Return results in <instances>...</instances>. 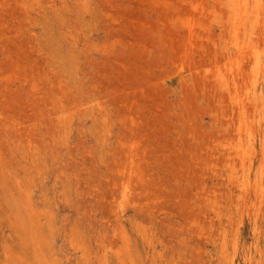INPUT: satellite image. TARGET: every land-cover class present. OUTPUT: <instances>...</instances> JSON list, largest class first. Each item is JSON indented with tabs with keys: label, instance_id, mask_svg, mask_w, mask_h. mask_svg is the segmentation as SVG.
<instances>
[{
	"label": "rangeland",
	"instance_id": "obj_1",
	"mask_svg": "<svg viewBox=\"0 0 264 264\" xmlns=\"http://www.w3.org/2000/svg\"><path fill=\"white\" fill-rule=\"evenodd\" d=\"M225 3L0 0V264H264L261 129L250 192L229 177L250 83Z\"/></svg>",
	"mask_w": 264,
	"mask_h": 264
},
{
	"label": "bare ground",
	"instance_id": "obj_2",
	"mask_svg": "<svg viewBox=\"0 0 264 264\" xmlns=\"http://www.w3.org/2000/svg\"><path fill=\"white\" fill-rule=\"evenodd\" d=\"M225 4L228 6V10H229L227 16L231 17V20L229 19L230 22L227 24L222 23L220 28L222 30V33L223 32L225 33V41H226V39H229L230 41L229 40L228 41L230 42L231 46H233L238 52L233 53L231 51L232 48L229 46H225L222 48L221 55L224 58V60H223L224 67H226L228 70V69L233 68L236 65L240 71L239 73L240 74H242V73L246 74L247 79H248L247 82L250 83V84L247 83L248 86H247V90H246L245 94H241L240 91L238 90V88H236L233 91H230L231 99H232L233 103H235L237 105L236 110L238 112L233 113L234 115H232L236 118H234V117L232 118V116H231L229 118L228 122L226 123L229 125L230 128H233L232 130L236 133V134H234V132H233L232 133L233 136L231 138H229L228 141H226L227 146H228V150L232 151V153H230V155H234V152H235V154L241 153L239 155H240V157L242 156V159H243L242 163L244 164V168L242 171L243 174H239L240 176H234L233 174L230 176V174H229L230 181H231V183L233 182L234 184L237 183L238 186L236 185L235 187L239 188L241 190V191L239 190L240 192L245 193L249 189V186L250 185L252 186V180H251V175H250V171L252 169V165H251L252 163L250 165H247L246 159H249L247 157H249L250 153L252 154L253 149L256 147L255 142L257 140L256 138L258 137V134H257V132H259L258 130L261 129V131L264 132V113H263L264 112V102H261V100H260L259 102H261V104L262 103L263 104H262V107L259 106V102H258L259 96L257 97V93H256L257 88H258V79L260 78V76L264 75V46L263 47L260 46L257 42L255 43L253 40V36H255L254 34L258 30V26L262 22L264 23V0H226ZM223 20H224V18H223ZM226 20H228V19H226ZM262 25L264 26V24H262ZM260 28H262L261 25H260ZM259 31H260V29H259ZM248 40H249V42H248ZM225 41L223 43H225ZM245 44H249L250 47H248V49L250 48V50L247 49L248 50L247 51L245 49L247 47V45L245 46ZM226 45H228V44H226ZM218 55H220V54L218 53ZM245 57H247L249 59V60L247 59L249 61V64H248V69L246 66L245 70L246 69L247 70L246 71L243 70V72H242L243 66H241V64H242L243 59ZM224 74L221 75V73H220V75H219L220 82L222 84H224V86L228 90H230V88L225 85V84H228V82H227L226 76ZM244 96H245V98H244ZM246 101H249V104L252 103L253 108L257 113H254L255 111L252 112L251 110H249L250 107L248 106L249 104H247ZM253 108H251V109L253 110ZM261 117H263V118H261ZM259 118H261V119H259ZM227 129H229V128H227ZM229 131H230V129H229ZM261 135L263 136V134H261ZM262 136H261V138H262ZM261 148H263V147H261ZM261 148H260V151H261ZM252 155H251V157H252ZM261 155L263 156V158L261 160L263 163H261V164H262V166H264V148L261 151ZM229 163H232V165H233L232 161H229ZM261 164H260V166H261ZM242 166L243 165H241V167ZM263 174H264V172H263ZM233 176H234V179H233ZM255 179H256V181H255L256 185H259V184L264 182L263 181V179H264L263 175H261L260 178L256 177ZM230 181L228 180L227 182H229V184H230ZM255 188H256V186H255ZM231 189L233 190V187H231ZM258 190H260V189H258ZM244 199H246V198L244 197ZM225 229H223V230H225ZM238 230H239V227H238ZM225 232H227V231H225ZM228 237L229 236H226V238H228ZM238 237H236V238H238ZM34 241H35V239H34ZM232 242H234V240ZM237 244H238V242H237ZM225 246H226V244H225ZM232 247H233V245H232ZM235 247L237 248L239 246H235ZM225 249L226 248L224 247V251H225ZM225 252H227V250ZM229 252H227V253H229ZM236 252H237V249H236ZM237 255H238V253H237ZM222 256L225 257L226 255H223V253H222L221 257ZM221 257H219V258H221ZM226 257L230 258V256H228V255ZM232 261H233V259H232ZM233 264H234V262H233Z\"/></svg>",
	"mask_w": 264,
	"mask_h": 264
}]
</instances>
